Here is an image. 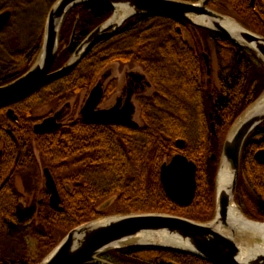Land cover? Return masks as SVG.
Segmentation results:
<instances>
[{
	"label": "trees",
	"instance_id": "obj_1",
	"mask_svg": "<svg viewBox=\"0 0 264 264\" xmlns=\"http://www.w3.org/2000/svg\"><path fill=\"white\" fill-rule=\"evenodd\" d=\"M56 1H50L39 27L40 36L47 14ZM183 1L196 3L199 0ZM41 2L46 0H0V11L10 9L15 21ZM209 7L228 16L233 13L244 27L264 36V0H255L254 7L251 0H210ZM111 13L96 5L71 10L61 31L54 70L62 68L73 54L72 48L65 47L76 17H79L77 38L81 42ZM130 23L121 35L96 42L69 76L13 105L20 118L18 124L7 117L6 109L0 110V149L4 145L5 150L0 163V185L4 183L0 187V264H39L59 244L55 239L56 231L66 234L107 216L101 210L107 200L111 203L106 209L113 215L163 213L202 223L214 218L215 178L222 147L233 123L264 91V64L248 49L184 22L140 16ZM179 27L197 32L196 35L192 32V44L183 39ZM207 40L216 52L218 88L209 83L206 75L203 55L208 51ZM25 49V55L32 54L30 64L21 66L12 76L1 74L0 86L25 74L41 47L37 40ZM131 58L143 65L156 87L152 99L143 102V126L136 131L110 130L78 121L53 134L36 137L44 165L56 170L59 181H69L73 189L62 190V212L48 205L49 195L45 193L40 194L45 198L44 204L26 207L23 196L13 187V178L41 181L38 171L26 176L28 170L20 168L34 166L29 151L31 126L35 123L33 109L53 100L63 103L79 95L89 77L94 80L109 64ZM212 123H215L216 134L211 132ZM178 139L186 141L183 150L175 147ZM261 149H264V124L244 146L235 202L245 217L264 222V165L255 159ZM178 153L197 165L198 186L190 207L170 201L160 183L164 159ZM212 155L216 156L215 160ZM70 161L73 169L67 173L66 165ZM14 162L19 166L16 171L10 170ZM6 176L10 180L4 182ZM35 193L36 198L40 197L37 191ZM6 246L15 251L13 259L4 258ZM101 258L113 264H210L187 252L157 247L113 250Z\"/></svg>",
	"mask_w": 264,
	"mask_h": 264
},
{
	"label": "water",
	"instance_id": "obj_2",
	"mask_svg": "<svg viewBox=\"0 0 264 264\" xmlns=\"http://www.w3.org/2000/svg\"><path fill=\"white\" fill-rule=\"evenodd\" d=\"M210 0L196 3L183 0H57L51 7L45 27L40 53L32 67L17 80L0 87V110L9 108L14 122L18 117L11 108L46 85L69 76L80 64L90 46L103 37H110L123 24L136 17H160L184 22L193 28L215 33L230 43L248 49L264 64V36L244 27L235 18L209 7ZM83 5L109 9V20L96 28L80 45L69 61L53 71L59 54L60 34L68 13ZM11 12L0 14V31L11 20ZM236 27L230 28L226 22ZM77 25L73 32L76 35ZM207 73L211 75L210 58L203 55ZM103 97L101 85L91 92L81 111L83 121L101 125H124L139 129L131 113L119 115L117 109L99 110ZM61 112L34 126V133L42 135L62 126ZM212 119V115H210ZM264 124V91L233 123L225 138L215 178V216L206 223L163 213H133L98 218L71 230L40 264H113L101 258L109 251L129 247H157L174 249L195 255L210 264H264V222L245 217L235 202L240 179L241 160L249 136ZM216 134L215 123L211 124ZM184 140L176 147L183 149ZM216 156L212 155V160ZM264 164V150L256 154ZM222 174L229 177L227 186L221 185ZM160 183L166 197L173 203L189 207L197 192V165L183 154L172 157L160 168ZM46 187L51 193L50 206L62 212L61 197L56 184L46 171ZM235 207L244 222H235L231 208ZM245 223L247 226H245ZM173 264V263H172Z\"/></svg>",
	"mask_w": 264,
	"mask_h": 264
},
{
	"label": "flooded vegetation",
	"instance_id": "obj_3",
	"mask_svg": "<svg viewBox=\"0 0 264 264\" xmlns=\"http://www.w3.org/2000/svg\"><path fill=\"white\" fill-rule=\"evenodd\" d=\"M209 4H210V2H209ZM251 6L252 7L255 6V0H251ZM7 11L11 12L12 16H11V20H10L9 24L2 31H0V39H4V37L6 38V36L8 35V32H9V30L11 28V25H12L14 19H15L14 13L10 9H5L3 11H0V14H2L4 12H7ZM112 14L113 13H111V16H112ZM47 16H48V14H47ZM111 16L107 20H109L111 18ZM46 19H47V17H46ZM46 19H45V23H46ZM133 19H135V18H132V19L126 21L123 24V26L121 28H119L114 33V35H118V34L121 35L123 30L126 27H128L129 25H131L130 21L133 20ZM106 21H104L102 24H104ZM78 24H79V17H76V22L74 24V28H73L70 36H69L68 44L65 47V48H72L73 49V54L77 51V49L84 42V40L96 28H98L99 26L102 25V24H100L96 28H94L91 31V33L85 39H83L81 42L78 41L77 31H76V35H75V37L73 39V43L71 44L72 38H73L72 36H73L74 29H75L76 25H77V29H78ZM63 25H64V23H63ZM44 27H45V25H44ZM178 32L181 33V28L180 27L178 28ZM43 34H44V32H43ZM114 35H112V36H114ZM108 37H103V38L97 40L96 42H98V41H100L102 39H106ZM37 40L39 41V44H40V47H41L42 40H43V35L42 36L39 35V37L34 42L37 43ZM95 43H93L90 46L88 51L91 49V47ZM3 47L5 49L4 44L0 43V49L3 48ZM25 48L17 49V50H15L13 52H10V51L7 52L6 49L4 50L5 54L2 55V57L0 56V75L1 74H6L7 76H12L13 74H15V71L18 68H20L21 66H23L25 64H30V62H31L30 57H31L32 54L29 53V55H27V54L25 55V52H26ZM59 50H60V41H59ZM131 51H133V50H131ZM204 64H205V68H206V75H207L208 81H209V83H211L213 85L212 80H211L212 72H213L212 71V66H211V59H210L211 75H208V73H207V66H206L205 60H204ZM112 65H117V73H118V75H116V76H112V72L108 71L109 66H112ZM217 65H218V62H217ZM53 71H57V70H54V68H53ZM218 71H219V66H218ZM20 77H18V78H20ZM17 79H15V80H17ZM15 80H13V81H15ZM218 80H219V74H218ZM13 81H11V82H13ZM97 85H101V88L103 90V97H102L100 105L96 108V111H99V110H102V111L106 110L107 111V110H111V109L116 108L117 109V113H119V115H126L127 113H131V119L139 124V129L143 126V122H142V119H141V115H142V112L144 110L143 109V102L144 101L147 102L148 100L152 99V97L156 93V87H155V85L153 83V80H152L151 76L145 71L143 65L140 64L139 62H137L135 59H132V58H131V60L126 61V62L116 61V62H113V63L109 64L107 66V68H105L94 80L92 78H90V77L88 78V82H87L86 88L83 90V91H85L84 104L82 105V107L79 110V112H77L78 116L76 118H71L68 123H64V120H65V118L68 117V115H69L68 112L72 111V104L70 102H67V104H65L64 108L60 109L59 111H57L53 115L48 116V117H46V118H44L42 120L35 119L33 117V115H32V117L35 119V123L31 126L32 127V129H31L32 130V134H31L32 139L29 141V144H30L29 145V151L33 155L34 166L28 167V166L22 165V166H20V168H23V170H28L26 172V176L31 175L33 173V171H35V170L38 171V173L40 174V177H41V181L39 183H34V182H28L27 180L23 179L20 176H16L15 178H13V185H14L13 187L19 194H21L23 196V204L26 207H28V208L33 207V206L38 207V206H41L42 204H44L45 198L40 196V194L42 195L44 193L49 195L48 196V205L50 206L51 193L48 190V188L46 187V171L49 172V174L54 179L60 197H61V193H62L63 189H65L67 191H71L73 189V186H72V184L69 181H67V180H65L64 182H60L59 181V179H58L59 176H58L56 170L53 171L54 169H52L49 166H45L44 165V161H43V158H42V155H41V150L39 148L40 146H39L38 140L35 139L36 137L53 134V133L59 131L60 129H62L64 126H74L76 124V122H78V121H82V123L84 125L90 126V127H101V128L110 129V130H124V131L133 130V131H136L135 129L129 128V127L124 126V125H113V124L101 125V124L85 123L83 121V118H82V115H81V111H82L83 107L85 106L87 100L89 99L92 90ZM214 87L218 88L219 85H218V87L217 86H214ZM209 98H211V96H209ZM148 105H149V103H148ZM148 105H146V106H148ZM11 108L14 110L15 115L18 117V122L17 123L14 122L13 120L12 121L14 123L18 124L19 121H20L19 115L17 114V112L15 111L13 106ZM8 110H9V108H6V114H7V117L9 118ZM147 110H148V107H147ZM59 112H61V116H60V119L58 120V122L62 124L61 127L57 128V129H53L51 132L46 133V134H42V135H37V134L34 133V126L35 125L42 123L45 119H47L49 117L56 116V114H58ZM138 116H139V120H138ZM23 127H25V126H23ZM26 127H28V126H26ZM139 129H137V130H139ZM211 132H212V130H211ZM250 136H249V138H250ZM178 140H183V139H178ZM176 141H175V147H176ZM185 147H186V141H185L184 148ZM3 148H4V145H2L1 149H0V163H1L2 159H3L2 156H3L4 152H5V150H3ZM183 149H178V150H183ZM261 150H264V149H261ZM178 154H182V153H178ZM256 154H255V159H256ZM256 161L258 163H260L257 159H256ZM260 164H262V163H260ZM2 165H3L2 168L4 169L6 165L4 163ZM262 165H264V164H262ZM66 166L68 168L67 169V173L69 172L70 169L71 170L73 169L71 161ZM10 167H11L10 170L16 171V169L19 166H18V164L16 162H14L13 165L10 166ZM4 180H5L4 182H7L8 180H10L9 176H6ZM243 180H244V190H245V175H244ZM3 184L4 183H2L0 185V187L4 186ZM37 185H38V188H35ZM197 186H198V182H197ZM34 191L35 192L37 191L39 193L38 195L40 197L36 198V193ZM61 204H62V202H61Z\"/></svg>",
	"mask_w": 264,
	"mask_h": 264
},
{
	"label": "rangeland",
	"instance_id": "obj_4",
	"mask_svg": "<svg viewBox=\"0 0 264 264\" xmlns=\"http://www.w3.org/2000/svg\"><path fill=\"white\" fill-rule=\"evenodd\" d=\"M50 1L51 0H46L45 3L41 2L39 3L37 7L26 10L23 14L20 15V18L18 20L16 19L15 21H13L11 28L8 32V35L7 36L5 35L6 38L4 37V39H0V43L4 44L7 52L8 51L13 52L17 49H22L34 43V41L39 37V34H40L39 27L41 26L42 21L44 20V16L47 12ZM1 7L2 6L0 5V8ZM230 16L235 18L233 13H230ZM192 32L195 35L197 34V32L195 31H192ZM192 32L190 30H187L181 27V33H182L183 39L191 44L193 42ZM206 48H208V51L206 53L209 55L211 59V66H212V71H213L211 80H212L213 86L218 87L219 71H218V65H217V59H216V52H215L214 46L211 43V41L209 40L206 41ZM5 49L4 47L0 49L1 57L2 55L5 54V51H4ZM108 71L112 72V76L118 75L117 65L109 66ZM84 101H85V91L81 92L79 95L70 97L63 103H59L56 100H53L44 105H40L33 109L32 115L35 119L42 120L48 116L53 115L60 109L64 108L65 104H67V102H70L72 104V111L68 112L69 115L64 120V123H68L71 118H76L78 116L77 112H79V110L81 109L82 105L84 104ZM138 120H139V116H138ZM171 159L165 158L163 161V164L169 163ZM110 203L111 201H108V200L104 201L103 206L101 208V210L103 209L102 212L106 213L107 216H113V214L110 213L109 208L106 209L107 205H109ZM184 218H187V217H184ZM68 233L63 234L59 231H56L55 239L57 243H60L66 237ZM4 242H7V241L4 240ZM3 256L4 258L13 259V257L15 256V251H13L12 248H8V246H6V248H4V251H3Z\"/></svg>",
	"mask_w": 264,
	"mask_h": 264
},
{
	"label": "bare ground",
	"instance_id": "obj_5",
	"mask_svg": "<svg viewBox=\"0 0 264 264\" xmlns=\"http://www.w3.org/2000/svg\"><path fill=\"white\" fill-rule=\"evenodd\" d=\"M228 24L230 28H234L236 27L233 23H230L229 21L225 23V25ZM229 184V177L228 175H224L222 174V179H221V185L222 186H227ZM231 214H233V217L235 218L234 221L235 222H240L239 225L240 226H243L244 225V222L242 221L240 215H239V212L237 211V209L235 207H232L231 208ZM245 226L246 223H245Z\"/></svg>",
	"mask_w": 264,
	"mask_h": 264
}]
</instances>
